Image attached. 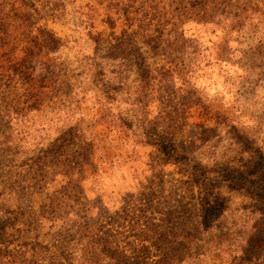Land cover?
Masks as SVG:
<instances>
[{
	"label": "rangeland",
	"instance_id": "374dc122",
	"mask_svg": "<svg viewBox=\"0 0 264 264\" xmlns=\"http://www.w3.org/2000/svg\"><path fill=\"white\" fill-rule=\"evenodd\" d=\"M174 244L264 264V0H0V264Z\"/></svg>",
	"mask_w": 264,
	"mask_h": 264
},
{
	"label": "trees",
	"instance_id": "16d2710c",
	"mask_svg": "<svg viewBox=\"0 0 264 264\" xmlns=\"http://www.w3.org/2000/svg\"><path fill=\"white\" fill-rule=\"evenodd\" d=\"M118 225L122 228H124L126 225L123 222H118ZM163 225L158 224L156 229L154 230V235H155V241L158 242V246H160L161 244H163V242H161L162 239V235L163 232L162 230H159L160 228H162ZM123 234L122 231H116L115 233H110L107 236H99L98 238H96L91 245H89L90 248L94 249V251L98 250V254H105V255H109L113 256V253L110 252V250L113 248L115 250L118 249L119 247V240L121 238V235ZM112 236V237H111ZM175 241V240H174ZM83 251H88V247L87 245L82 246L81 248ZM160 256L159 259L155 261L156 264H165L167 263L170 259L175 258L176 256V252L178 250V246H176L175 244L173 246H167L165 245L163 248H160ZM112 254V255H111ZM94 256V255H93ZM116 256H120L119 253L116 254ZM139 257L141 258V260H143L146 255H144V253H141L139 255ZM91 263H93V260L91 258V260H89Z\"/></svg>",
	"mask_w": 264,
	"mask_h": 264
}]
</instances>
